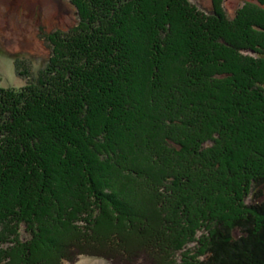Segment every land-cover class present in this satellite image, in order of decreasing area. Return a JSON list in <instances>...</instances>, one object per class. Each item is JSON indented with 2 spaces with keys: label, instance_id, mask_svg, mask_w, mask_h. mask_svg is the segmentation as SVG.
Masks as SVG:
<instances>
[{
  "label": "trees",
  "instance_id": "1",
  "mask_svg": "<svg viewBox=\"0 0 264 264\" xmlns=\"http://www.w3.org/2000/svg\"><path fill=\"white\" fill-rule=\"evenodd\" d=\"M216 1L70 0L0 87V264H264V0Z\"/></svg>",
  "mask_w": 264,
  "mask_h": 264
},
{
  "label": "rangeland",
  "instance_id": "2",
  "mask_svg": "<svg viewBox=\"0 0 264 264\" xmlns=\"http://www.w3.org/2000/svg\"><path fill=\"white\" fill-rule=\"evenodd\" d=\"M189 1L206 12L214 8V0ZM249 1L217 0L216 2L221 13H226L232 18L238 8ZM212 16L215 15H211L209 19L216 20ZM78 22V11L70 0H0V87L20 89L36 81L35 76L38 75L40 67L46 63L51 53L47 36L57 30H67ZM18 58L25 59L24 65L30 70L28 74L18 73L16 68ZM211 146L208 144L206 148L211 149ZM227 159L228 161H223L222 175H230L224 167L226 162L231 169L236 170L240 167V162ZM212 196L208 198L210 206L215 209L213 214L223 212V208H220L222 201L217 200L218 196L217 198ZM223 196L228 198L225 191ZM238 209L240 208H235V210ZM224 214L223 212L218 218L227 219V215ZM187 253L186 250L176 255V262L185 263L189 258ZM74 264H111V261L104 257L81 255Z\"/></svg>",
  "mask_w": 264,
  "mask_h": 264
}]
</instances>
